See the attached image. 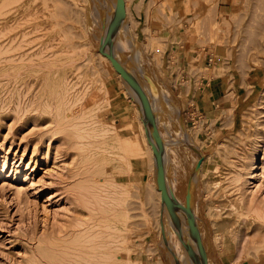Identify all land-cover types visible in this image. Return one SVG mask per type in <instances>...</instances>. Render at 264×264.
Returning <instances> with one entry per match:
<instances>
[{
    "label": "rangeland",
    "instance_id": "obj_1",
    "mask_svg": "<svg viewBox=\"0 0 264 264\" xmlns=\"http://www.w3.org/2000/svg\"><path fill=\"white\" fill-rule=\"evenodd\" d=\"M110 1L0 0V264H180L159 234L156 163L122 81L129 67L163 137L167 182L197 223L176 249L195 244L194 264L197 243L205 264L220 248L234 264H264V0H123L120 12ZM110 12L113 28L120 17L128 28L122 53L103 43ZM171 46L198 82L220 76L246 90L216 139L180 117L165 73ZM128 127L143 152L129 168L115 152L133 146L113 139Z\"/></svg>",
    "mask_w": 264,
    "mask_h": 264
},
{
    "label": "bare ground",
    "instance_id": "obj_2",
    "mask_svg": "<svg viewBox=\"0 0 264 264\" xmlns=\"http://www.w3.org/2000/svg\"><path fill=\"white\" fill-rule=\"evenodd\" d=\"M20 0H13V4L14 6H17L18 5V2ZM37 1V0H36ZM35 2V1H34ZM124 1L123 0H111L110 1V4L109 5V9L111 11V7H113V11L117 12L119 11L122 7V3ZM126 3V2H125ZM102 8V7H101ZM124 9V8H123ZM102 10V9H101ZM98 12V11H97ZM113 13L110 12V17H111V14L115 16L116 13ZM120 12V11H119ZM123 12V11H122ZM121 12V13H122ZM99 13V12H98ZM119 14V13H118ZM117 14V15H118ZM121 16V15H120ZM118 17V16H117ZM232 17V16H231ZM21 18V17H20ZM19 18V19H20ZM30 18V17H29ZM112 18V17H111ZM114 18V17H113ZM113 18L110 20V22H108V24H106V29L104 30L105 33H106V37L103 39V43L107 44L108 42V46H109V53L113 54V49L117 50V51H121L120 53H122L125 49L126 46H124L126 43H122V40L125 41V37L127 38V41H128V38L129 37V33H128V28L126 29L125 25H124V21L125 19H122L121 18V23H119L118 26H116L115 28H113V22H111L113 20ZM119 18V19H120ZM17 19L14 21V26H17V27H22L23 25L21 24V22H23L24 20H26V17L25 18H22V19ZM28 19V18H27ZM117 19V20H119ZM34 20V19H33ZM116 20V19H115ZM116 22V21H115ZM119 22V21H117ZM13 23V21H12ZM25 23V22H24ZM228 23V22H227ZM116 24V23H115ZM118 24V23H117ZM13 26V27H14ZM112 26V28H111ZM36 28V27H35ZM18 30V29H17ZM215 31V30H214ZM123 32V34H122ZM236 35V33H235ZM223 37V36H222ZM12 39V38H11ZM132 39V38H131ZM220 39V38H219ZM215 40V39H214ZM132 42V41H131ZM217 42V41H216ZM215 43V41H214ZM258 43V42H257ZM209 44V43H208ZM215 45V44H213ZM105 47V46H104ZM113 47V49H112ZM212 47V46H211ZM215 48V47H214ZM135 49V48H134ZM136 52H139L137 51L136 49ZM138 54V53H137ZM135 56V55H134ZM113 58V57H112ZM114 59V58H113ZM137 59V58H136ZM141 63V62H140ZM114 66V65H113ZM124 66V65H123ZM122 66V67H123ZM117 70V68H121L120 64H118V62H116L115 60V66H114ZM124 68V67H123ZM126 69V68H125ZM133 69V68H132ZM135 69L133 70H130V67H129V71L132 73V71H134ZM126 71V70H125ZM16 73V71L12 72L10 75H14ZM125 73V72H124ZM129 72L128 73H125V76L123 77V79L125 80H122L123 82H127V91H128V94H130L131 98L133 99V102L136 103L135 105L136 108H137V113L136 114L137 116H139V120H140V127H141V132L144 133V130L146 132V135L147 137L149 138L150 140V143L148 144L147 148L149 147L148 149V154H151V155H154V160H155V168H154V182H155V185L158 189V196L160 198V202H161V208H160V219L162 220V215H165V220L161 222V226L158 224V228H159V234H160V237H161V241L163 244L167 245L169 247V249L171 248V251L173 253V258L174 260L176 261V259H180V264H194L195 261L193 259V257H195L196 259H198V252L196 251V245L193 244L191 245L190 244H187L186 247H185V251L184 253H180V251H178L176 249V242H181V241H184L182 239V236L186 235V233L190 232V234H193L194 236H196L197 234V228H196V224L195 221H193L191 215L187 212V209L184 208V206H182V204L179 202V200L176 198V196L172 193V188L171 186H169L168 182H167V178L165 177V173H164V165H165V162L162 158V147H163V143L161 142L162 139L159 136L158 134V130L156 128V123L154 122V120L152 118H150L147 114V107H146V103L144 101V99L142 98V95H141V91L140 89L138 88V86L136 84H134L136 81V78H135V75L133 74L131 77H133L135 80L132 81V79L130 78V75H131ZM147 76V75H146ZM120 77V76H119ZM149 78V77H148ZM146 79V78H145ZM149 83L146 84L147 85V88H148V93L149 95L153 94L152 93V89L154 88H151V84L152 83L149 79H148ZM131 83V84H130ZM124 84V83H123ZM126 84V83H125ZM153 84V83H152ZM154 86V84H153ZM156 86V84H155ZM152 90V91H151ZM155 90L157 91V89L155 88ZM140 92V94L138 93ZM125 93V92H124ZM147 93V95H148ZM158 94V93H157ZM156 94V95H157ZM127 95V94H125ZM137 98H136V96ZM154 96V94H153ZM153 98V97H152ZM158 98V97H157ZM106 99V98H105ZM149 99V98H148ZM106 105H109V102H108V99H106ZM134 105V104H133ZM175 110V109H174ZM138 121V120H137ZM114 123V122H113ZM81 125V124H80ZM70 128V127H69ZM128 130L126 129H123V131L121 132H118V131H115L114 130V133L115 136H114V141L116 142H120L122 143H125V142H128V144L130 143L133 147H130L128 149V147L126 146H121V148H118L119 149V152H115L116 154H118V157L120 158V160L124 161L127 166L126 167H130V162L129 160L132 159V158H135V156H140L143 152L141 150V148L138 147V144L137 141L135 142V140H133L134 137H136V133L134 130H131L130 127L127 128ZM130 131V133L127 134V132ZM140 131V130H139ZM140 132V133H141ZM127 134V135H126ZM142 134V135H143ZM141 135V136H142ZM88 137V136H87ZM144 137V135H143ZM146 137V136H145ZM69 138V137H68ZM159 138H160V141H159ZM80 140V139H79ZM122 141V142H121ZM145 141V140H144ZM144 143V142H143ZM146 143V141H145ZM144 143V144H145ZM127 144V143H126ZM87 145V144H86ZM124 145V144H123ZM165 145V144H164ZM118 147V146H117ZM126 147V148H125ZM115 149V148H114ZM146 151V150H145ZM165 151V149H164ZM165 158V157H164ZM201 159V158H200ZM258 168V167H257ZM79 169V168H78ZM127 169V168H126ZM220 168L217 166L216 169H215V174L217 175H220ZM164 175V176H163ZM172 184V183H171ZM219 184H217L216 182H213L212 183V186L215 187ZM173 186V185H172ZM157 192V191H156ZM226 200H224L223 202H221V205L222 207H224L226 204L228 206V210H225V212L228 214V215H232L231 213L235 212L237 210V200L235 199H231V197H226L225 198ZM224 203V204H223ZM216 209V208H215ZM218 210V209H217ZM220 211H223L224 208H220L219 209ZM218 210V211H219ZM196 213V212H195ZM123 218L124 220L126 221L127 219V215L126 213L124 212L123 214ZM194 215V214H193ZM197 216V215H196ZM197 219V217H196ZM252 221L254 220V217L252 216L251 217ZM178 221H181L180 223H178ZM197 221V220H196ZM181 223L184 227H181ZM222 225H224V228H227L229 226V224H231V221H222L221 222ZM95 224V223H94ZM124 224V223H123ZM218 224V223H217ZM92 225V224H91ZM75 228V227H74ZM187 230V231H184L183 233V230ZM67 232V231H66ZM186 232V233H185ZM107 234V233H106ZM189 235V234H188ZM223 235V232L221 230L217 231L215 233V238L218 239L220 238L221 236ZM64 236V235H63ZM108 236V235H107ZM192 236V235H191ZM57 237V236H56ZM186 238V239H185ZM184 239L185 240H188L187 239V236L185 237ZM189 238V237H188ZM182 239V240H180ZM190 239V238H189ZM183 243V242H182ZM181 243V244H182ZM175 244V245H174ZM178 244V243H177ZM186 244V242H185ZM198 244V247L200 249V261L201 263L200 264H205V257H204V252L203 250L201 249V247L199 246V243ZM174 245V246H173ZM184 245V244H182ZM178 246V245H177ZM182 248V247H180ZM178 248V249H180ZM60 250V249H59ZM183 251V250H182ZM191 255V256H190ZM193 255V257H192ZM109 262V261H108Z\"/></svg>",
    "mask_w": 264,
    "mask_h": 264
},
{
    "label": "crops",
    "instance_id": "obj_3",
    "mask_svg": "<svg viewBox=\"0 0 264 264\" xmlns=\"http://www.w3.org/2000/svg\"><path fill=\"white\" fill-rule=\"evenodd\" d=\"M131 1L140 3L145 0ZM176 54L177 47L171 46L167 53L168 65L165 73L168 74L170 88L181 107L180 117L187 123H192L194 127L200 126V130L206 135L204 142L216 139L223 131L224 112L230 111V118L235 120L241 108L245 106L248 98L246 90L241 82L226 83L220 76L202 78L198 82L189 74V68L192 67L189 57L182 53L181 56ZM220 249V259L216 264H234L230 251L227 248Z\"/></svg>",
    "mask_w": 264,
    "mask_h": 264
},
{
    "label": "built area",
    "instance_id": "obj_4",
    "mask_svg": "<svg viewBox=\"0 0 264 264\" xmlns=\"http://www.w3.org/2000/svg\"><path fill=\"white\" fill-rule=\"evenodd\" d=\"M208 62L211 63V58H209Z\"/></svg>",
    "mask_w": 264,
    "mask_h": 264
}]
</instances>
